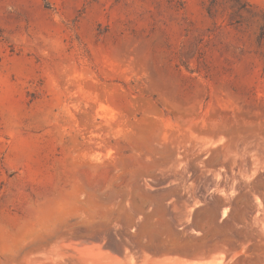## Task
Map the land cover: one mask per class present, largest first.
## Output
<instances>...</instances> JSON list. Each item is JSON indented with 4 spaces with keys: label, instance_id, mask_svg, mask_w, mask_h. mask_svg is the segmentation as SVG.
<instances>
[{
    "label": "rangeland",
    "instance_id": "374dc122",
    "mask_svg": "<svg viewBox=\"0 0 264 264\" xmlns=\"http://www.w3.org/2000/svg\"><path fill=\"white\" fill-rule=\"evenodd\" d=\"M117 262L264 264V0H0V264Z\"/></svg>",
    "mask_w": 264,
    "mask_h": 264
},
{
    "label": "bare ground",
    "instance_id": "6f19581e",
    "mask_svg": "<svg viewBox=\"0 0 264 264\" xmlns=\"http://www.w3.org/2000/svg\"><path fill=\"white\" fill-rule=\"evenodd\" d=\"M191 211H192V210H191ZM189 212H190V211H189ZM189 212H187V213H189ZM223 215H225V212H223ZM189 216H190V215H189ZM188 219H189V218H188ZM188 221H189V220H188ZM188 221H187V222H188ZM180 224H181V223H180ZM92 245H93V244H91V246H92ZM87 250H88V249H87ZM158 252H159V251H158ZM98 253H100V252H98ZM144 253H145V252H144ZM102 254H103V253H102ZM108 255H109V254H108ZM145 255H146V253H145ZM148 255H149V254H148ZM146 256H147V255H146ZM147 257H148V256H147ZM167 257H168V256L166 255V258H167ZM200 257H202V256H200ZM106 258H107V253L105 254V259H106ZM148 258H149V257H148ZM161 258H162V257H161ZM170 258H171V257H170ZM173 258H174V257H173ZM126 259H127V258H126ZM130 259H131V258H130ZM154 259H155V258H154ZM180 259H181V257H180ZM149 260H150V259H149ZM157 260H158V259H157ZM207 260H208V259H207ZM207 260H206V261H207ZM95 261H96V260H95ZM95 261H92V262H95ZM188 261H189V260H188ZM188 261H187V262H188ZM59 262H60V261H59ZM74 262H75V261H74ZM92 262H91V263H92ZM122 262H123V261H122ZM167 262H168V261H167ZM171 262H172V261H171ZM177 262H178V261H177ZM213 262H214V261H213ZM213 262H212V263H213ZM215 262H216V261H215ZM60 263H61V262H60ZM115 263H116V262H115ZM117 263L120 264V262H117ZM161 263H162V262H161ZM164 263H165V262H164ZM173 263H174V262H173ZM185 263H186V262H185ZM190 263H191V262H190ZM190 263H187V264H190ZM111 264H112V263H111ZM122 264H123V263H122ZM125 264H126V263H125ZM149 264H150V263H149ZM168 264H169V263H168ZM170 264H172V263H170ZM176 264H177V263H176ZM178 264H179V263H178ZM207 264H208V263H207Z\"/></svg>",
    "mask_w": 264,
    "mask_h": 264
}]
</instances>
